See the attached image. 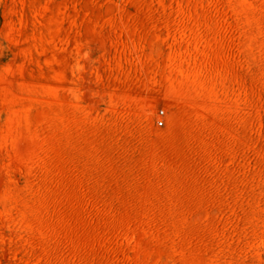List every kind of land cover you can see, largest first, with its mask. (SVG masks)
Listing matches in <instances>:
<instances>
[{
    "label": "rangeland",
    "instance_id": "obj_1",
    "mask_svg": "<svg viewBox=\"0 0 264 264\" xmlns=\"http://www.w3.org/2000/svg\"><path fill=\"white\" fill-rule=\"evenodd\" d=\"M0 264H264V0H0Z\"/></svg>",
    "mask_w": 264,
    "mask_h": 264
},
{
    "label": "built area",
    "instance_id": "obj_2",
    "mask_svg": "<svg viewBox=\"0 0 264 264\" xmlns=\"http://www.w3.org/2000/svg\"><path fill=\"white\" fill-rule=\"evenodd\" d=\"M161 123V121H159Z\"/></svg>",
    "mask_w": 264,
    "mask_h": 264
}]
</instances>
